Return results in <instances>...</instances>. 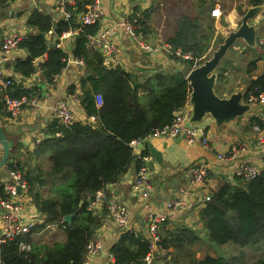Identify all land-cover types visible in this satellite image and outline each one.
Returning <instances> with one entry per match:
<instances>
[{
  "label": "trees",
  "instance_id": "16d2710c",
  "mask_svg": "<svg viewBox=\"0 0 264 264\" xmlns=\"http://www.w3.org/2000/svg\"><path fill=\"white\" fill-rule=\"evenodd\" d=\"M92 2L76 0L68 4L67 9L72 14L69 19H56L57 16L44 14L34 8L27 24L36 31L19 42V47L25 48L33 57V60L25 58L16 63L15 69L22 75V79L41 71L52 82L54 76L67 66L69 56L84 60L89 74L82 79L84 92L80 102L88 116L96 119V123L75 121L64 127L54 122L50 130L51 137L43 142L45 149L50 152L49 173L56 184L60 182V189L57 190V198H42L35 194L39 212L45 218L42 224L35 225L33 232L42 230L50 221L63 220L65 215L73 214L71 225L64 222L67 241L33 245L30 236H27L32 244L30 251H20L18 240L8 241L1 246V264H82L86 245L93 237L94 227L98 223L94 211L88 210L90 201L107 183L114 182L128 169L135 157L133 140L143 139L154 129L163 128L174 120L176 111L189 101L192 91L187 79L189 69L195 60H198L197 66L210 57L204 55L212 44L211 38L216 28L212 16L204 17L200 13L195 18L183 16L179 19L177 30L170 38L175 47H181L183 52L193 56V59L185 61L188 67L186 72L176 69L157 70L140 76L121 66L108 68L99 52H91L87 48L86 35L98 30L96 24L86 26L84 32L70 38L69 45L73 44L71 50L48 44L50 31L54 30L60 37L63 32L74 29L79 25L74 21L76 12L85 11ZM209 2L213 5L215 3L213 0H198V9ZM263 2L247 0L246 4L258 5ZM238 11L243 13L241 7ZM201 18L208 19L204 27ZM223 40L222 36H217L215 41L219 45ZM249 49L256 57L249 61L248 66L255 68L262 51ZM37 58H43L38 66L34 60ZM218 71L215 89L221 94L225 89L227 68L219 66ZM31 93L32 90L23 86L22 82L15 83L10 90V94L15 97L30 96ZM250 93L255 96L264 94V74L248 83L245 97ZM99 96L102 100L100 104L97 102ZM249 122L264 128V113L252 115ZM56 131H60L61 135L55 136ZM142 154L149 155L148 148ZM141 164L138 158L137 170ZM12 165L9 161L6 166L11 168ZM36 181L44 183L40 177H36L29 178L28 185L32 187ZM6 197L0 173V198ZM199 221L202 227L198 229L179 226L175 231L164 228L160 230L159 244L167 250V256L177 252L184 259L183 252L198 242L202 234L213 245L251 247L260 242L264 244V170L251 180L242 179L240 185L227 180L221 182L213 191L211 199L200 209ZM133 244L136 249L132 247ZM149 251L148 238L127 231L116 245L114 254L119 264H145L143 259ZM171 260L176 264V255ZM182 264L239 263H236L235 258L223 255L206 254L198 258L190 254L189 259ZM246 264H264V254Z\"/></svg>",
  "mask_w": 264,
  "mask_h": 264
},
{
  "label": "crops",
  "instance_id": "0c3cea01",
  "mask_svg": "<svg viewBox=\"0 0 264 264\" xmlns=\"http://www.w3.org/2000/svg\"><path fill=\"white\" fill-rule=\"evenodd\" d=\"M76 0H69L73 4ZM154 0H100L104 16L98 23V27H114L122 17L133 16L137 13H146L143 19L144 31L147 40L151 43L158 41H170L174 36L178 25L171 30H168V22L162 21L161 24L156 22L154 13L148 15L147 12L152 8ZM215 1L214 5L210 2L204 7L199 9V13L206 15L211 14V9L215 5H221L220 0ZM34 8H38L44 14H52L56 19L63 18L57 9L58 0H35ZM30 3L22 0H0V14L3 11L22 8ZM32 9V10H33ZM229 8H226L228 10ZM223 10V8L221 9ZM224 11V10H223ZM19 12V13H18ZM32 11L28 9L24 11H16V17L0 15V45L5 37L11 33L23 34L24 38L35 32L34 27L27 24V20ZM83 11L76 12L74 21L79 23ZM202 12V13H201ZM225 13V12H224ZM20 15V16H19ZM147 15V16H146ZM151 16V17H150ZM155 19V20H153ZM162 20V19H161ZM224 22L223 29H236L240 22L238 11L235 8L229 9L227 13L221 18ZM218 21V20H217ZM257 25V33L260 29L264 33V13H260L253 21ZM223 25L222 21L219 22ZM218 26V22H216ZM163 27L167 30V34L162 33ZM64 33V32H63ZM63 35V34H62ZM50 31L47 36L49 45H56L62 43V47L69 50L71 39L62 38ZM258 35V34H257ZM258 38H260L258 36ZM155 39V41H153ZM216 36L213 38L212 44L204 56L209 55L213 49ZM115 41L118 44V52L116 60L118 66L126 68L130 71L139 73L140 76L152 74L157 70H172L178 69L185 71L187 65H183L174 58L168 56L155 57L147 52L142 51L126 34L118 33L115 36ZM259 47V44H257ZM233 48L236 53H243V57L247 56L246 50L249 46L244 42L237 43ZM253 48V47H250ZM255 51L257 47L253 48ZM67 50V51H68ZM251 51V50H250ZM261 58L257 60L256 67L248 66L245 68L246 80L240 79L234 82H229L232 69L238 68L239 60L233 58L234 54L227 55L221 61L220 67H226L230 64V68L226 71V84L225 89L219 94L220 96H229L236 91H244L248 83L264 74V47L261 49ZM30 55L25 48L17 47L10 53V60L7 62L9 72L22 82L23 86L32 90L34 96L40 100L39 106L26 108L19 117H10L2 103L0 102V122L3 125L6 135L8 136L10 145V156L8 162L11 161L13 165L18 166L21 172L28 178L40 177L43 182L36 181L34 186L28 185L20 192H16L13 196V201L16 208L14 213L23 216L26 219L34 220L35 225L42 224L45 215H41L37 204L35 202V194H39L42 198H54L55 193L58 194L60 189V182L56 184L53 176L49 173L50 152L45 149L43 142L46 138L51 137L50 130L54 122L58 124L54 106L56 102L61 99L68 101L70 108L75 114V120L81 122L96 123L94 117H89L85 112L80 98L84 92L82 79L89 74L86 65L81 67L75 64L73 56H69L67 66L56 77L55 81H48L41 71L35 74L24 77L20 75L15 65L19 60L27 58ZM36 65L43 61V58L34 59ZM241 63V62H240ZM233 69V70H234ZM218 70V69H217ZM251 70V71H250ZM248 79V81H247ZM235 84V85H234ZM89 87V85H87ZM233 91L229 93L230 91ZM98 104L102 102L101 97L97 98ZM261 105L253 108V110L242 117L240 126L235 129L226 126L218 127L214 119L210 116L204 119L200 125L205 129L209 146L202 143L190 144L185 139H177L176 137H154L150 141L153 145L162 152L163 160L158 162L150 154L149 166L151 169V176L153 180V190L149 198L144 199L141 197V188L136 184L137 175V160L139 154L148 148L147 142L144 147H134L133 153L135 155L133 161L128 169L120 174L114 182H109L99 191H103L106 199L115 198L121 204L128 206L130 228L119 225L108 210L107 204L100 205L95 209L93 215L97 218V224L94 227L93 237L90 239L96 240L101 248V252L89 260V264H119L115 259L114 249L120 242L123 234L127 231L142 235L148 238L147 220L145 215L148 211L157 212L162 217L160 222V230L175 231L179 226H186L191 229H198L202 227L199 221V211L206 204L204 198L207 194H212L219 184L225 180L233 182V184L240 185L242 179L234 176V169L238 163L242 161L254 162L264 170V153L259 150L258 138L262 134V130L255 128L256 125H251L249 119L254 114L264 113ZM191 111L189 101L179 109V111ZM60 131L55 132V136ZM42 137L43 142L38 145L36 139ZM167 147H164V143ZM246 147V151L239 155L237 159L222 160L218 158L219 154L229 153L234 147ZM133 147V146H132ZM149 150V148H148ZM3 157V148L0 144V161ZM199 162H207L210 166L209 176L206 182L202 185H192L186 176V170L190 166L196 165ZM8 167L0 168L2 181L8 174ZM28 178V179H29ZM30 186V187H29ZM187 192V193H186ZM173 200H180L182 204L179 206L170 207L168 204ZM106 203V202H105ZM5 210L0 207V232H1V216ZM73 217L70 221L65 219L59 221H50L46 226L40 230L32 232L30 238L32 244H47L52 245L55 242L64 243L67 241V227L64 222L71 225ZM89 240V241H90ZM136 249V246H132ZM159 251L152 258L151 262L143 259L145 264H174L172 257L177 254L174 252L168 255L164 260L163 257L167 255V250L159 244ZM171 250V249H170ZM169 250V251H170ZM87 254V245L85 249V257ZM198 257V256H197ZM199 258V257H198ZM83 261V262H84ZM1 264V263H0ZM83 264V263H82ZM176 264H182L179 258Z\"/></svg>",
  "mask_w": 264,
  "mask_h": 264
},
{
  "label": "built area",
  "instance_id": "2783aa9c",
  "mask_svg": "<svg viewBox=\"0 0 264 264\" xmlns=\"http://www.w3.org/2000/svg\"><path fill=\"white\" fill-rule=\"evenodd\" d=\"M28 2H34L35 0H22ZM70 4L69 0H58L57 9L61 16L65 19L71 17V12L67 9V5ZM222 10L218 5H215L211 9V15L215 18L221 14ZM104 16V10L101 7L100 0H93L86 10L82 12L79 25L74 29H70L63 33L62 38L70 39L76 35L84 32L86 26L98 25ZM143 19L144 14L137 13L133 16L122 17L116 26L114 27H98V30L94 33H88L87 48L91 52H99L103 57V63L108 68L118 66L116 60V54L118 52V44L115 41V36L120 34H126L132 42H134L142 51L147 52L155 57L174 58L180 63H184L187 60L193 59L190 53L183 52L181 47H175L170 41H158L151 43L147 40ZM24 38L23 34L11 33L7 35L4 41L0 45V102L3 105L6 113L12 117L17 118L21 113L29 107L39 106L40 100L37 96L31 93L30 96L23 95L19 97L12 96L10 94L11 87L18 83L19 79H16L14 75L9 72L7 62L10 60V53L19 46V42ZM59 44L58 46H61ZM260 45L264 47V38L260 39ZM73 61L78 66H85V62L81 58H73ZM194 66L198 63V60L194 61ZM186 62L183 64L185 65ZM187 65V64H186ZM58 75L54 76V81ZM247 103H250L253 108L261 105V109H264V94L255 96L252 93L244 98ZM56 118L58 119V126L68 127L73 124L75 120V114L70 108L69 103L65 99L58 100L54 106ZM188 111H179L175 113L174 120L164 126L163 128L154 129L147 137L143 139H137L132 141L134 147H144L146 142L154 137H177L182 133H186V140L190 144L202 143L205 146H209L208 137L205 129L200 124H195L192 128L185 127V122L188 118ZM256 129H260L257 125ZM57 135H60L58 132ZM43 142V138L36 139V143L40 145ZM259 150L264 153V129L262 134L258 138ZM246 151V147L237 146L234 147L229 153H222L218 155L222 160L237 159L239 155ZM141 160V166L137 170L136 184L141 188V197L147 199L150 197L153 190V180L151 176V169L149 166L150 156L139 154ZM262 168L259 164L254 162L242 161L238 163L234 169V176L240 177L244 180H251L261 174ZM210 172V166L207 162H199L196 165L190 166L186 170V176L192 185H202L206 182ZM4 190L7 195L6 198H0V207L5 211L1 216V232H0V263H2L1 246L8 241L18 240V246L20 251H30L32 244L27 240V236H30L35 228L36 222L34 220L26 219L23 216L16 215L14 209L16 208L13 201V196L17 192V187L25 189L28 187V179L21 172L20 168L16 165H12L8 169L6 178L2 181ZM187 193V192H186ZM212 194H207L204 201L207 202L211 199ZM106 195L103 191H98L95 198L90 201L88 210L95 211L100 205L107 204L108 210H110L114 220L125 228H130L129 209L128 206L121 204L115 198H109L105 200ZM106 202V203H105ZM182 204L180 200H173L169 202V206L176 207ZM147 220L148 239L150 243V251L146 255L145 260L152 261V258L159 251V242H161L160 236V222L162 217L157 212L148 211L145 215ZM101 252L99 243L92 239L87 244L86 259L83 264H89V260L94 258Z\"/></svg>",
  "mask_w": 264,
  "mask_h": 264
},
{
  "label": "water",
  "instance_id": "95a60500",
  "mask_svg": "<svg viewBox=\"0 0 264 264\" xmlns=\"http://www.w3.org/2000/svg\"><path fill=\"white\" fill-rule=\"evenodd\" d=\"M34 6L35 2H30L27 4V7L25 5L22 8L9 10L10 15L7 14V11L1 12L2 14L0 15L3 16L4 14L5 16L16 17L19 13H16V11H24L26 9L32 11ZM262 12H264V2L262 4L250 6L242 17L239 28L229 32L223 42L218 45L219 47L214 50L213 55L204 60L203 63L189 69L187 79L192 89L189 97L191 111L185 122V127L192 128L195 124H200L208 116L214 119L218 127L223 125L231 126L239 117L247 115L253 110V106L244 99V91H236L229 96H220L215 88L219 78V71L217 69L230 48L234 47L239 41L246 43L249 47H257V25L253 21L255 17ZM71 49L72 47L70 46L69 50ZM27 59L33 60V57L28 55ZM186 137V133H182L176 138L179 140L185 139ZM0 144L3 148L0 168H3L8 163L10 145L8 136L1 122ZM147 145L150 154L155 160L162 162V152L159 151L150 140L147 141ZM164 147H167L166 142L164 143ZM21 190V186H18L17 192ZM72 217L73 214H67L64 219L70 221Z\"/></svg>",
  "mask_w": 264,
  "mask_h": 264
},
{
  "label": "rangeland",
  "instance_id": "374dc122",
  "mask_svg": "<svg viewBox=\"0 0 264 264\" xmlns=\"http://www.w3.org/2000/svg\"><path fill=\"white\" fill-rule=\"evenodd\" d=\"M220 3L222 6L219 5V7L221 9L223 8L224 11L222 10L221 14L219 16H217L216 18L210 14V17L212 16L211 18L214 20V25L216 28V31H214L213 37L211 38V41H213V38L215 36L216 37L222 36L223 38H226V36L229 34V32L231 30H233V31L237 30L240 26L241 19L244 16V14L246 13L247 9L250 6H253V5L246 4L247 0H220ZM239 7H241L243 10L242 14L239 13V11H238ZM198 8H199L198 0H154L152 8H150L148 10L147 14L149 15L150 13L152 14V12H153L154 16L156 17V22H158L159 24H161V22L163 20L165 22L167 21L168 22L167 28L170 31L171 26H172V28H174V26L177 25L178 20L182 19L183 16H188L191 18L197 17V14H199ZM226 8H229V9L235 8L238 11L240 22L237 26H235L236 29L227 28L225 30L222 27L225 24H224L223 20H221V18H223L224 14L227 13L229 10V9L226 10ZM262 13H264V12H262ZM143 14L145 15L144 12H143ZM153 20H155V19H153ZM207 20H208L207 18H205V19L203 18L201 20V22L203 23V27H204V25H207ZM220 21H222L223 25L219 23ZM216 22H218V26H216ZM162 33L167 34V30L164 27L162 29ZM257 34H258L257 35V43L260 44V39L264 38V33L261 32V30L259 29ZM258 36L260 38H258ZM153 41H155V39ZM161 41H163V40H161ZM239 42H241V41H239ZM217 46H218V42L215 41V43L213 44V49L209 53V56L213 55L214 50H216L219 47V46L218 47ZM257 49L261 51L262 46L258 47V45H257ZM229 52H230V54H234L233 58H236L237 60H239L238 68H236V69L233 68L234 70L232 69V71H231V75L229 77V82H230V79H231V82H234V81L240 80V79L246 80V78H245L246 64L250 60L254 59L256 57V55L253 53V51H250V49L246 50V52H247L246 57H243V55H244L243 53H238V52L236 53L231 48L229 49ZM226 67L228 70L230 68V64H227ZM186 71H188V67L185 69L184 72H186ZM247 81H248V79H247ZM242 117H244V116H242ZM242 117H239L233 125L226 126V127L231 128V129H235L237 126H240L239 123L242 122L241 121ZM49 162H50V160H49ZM50 165H51V163H50ZM57 197H58V194L55 193L54 198H57ZM191 246L192 247H188V249L183 252L182 257L184 259H181L180 258L181 255H178L177 260L179 258V261L184 263L189 259L190 254L191 255L195 254L199 258L204 257L206 254H211L214 256L223 255L226 257H230V258L233 257L236 259V263L246 264V263H249V262L257 259L258 257L263 256V254H264L263 242H260L259 244L251 246V247H240V246H237L234 244L213 245L209 241L208 237H206V235H204V234H202V238L198 242H196L195 244H193ZM166 257H167V255L164 256L163 259L165 260Z\"/></svg>",
  "mask_w": 264,
  "mask_h": 264
}]
</instances>
